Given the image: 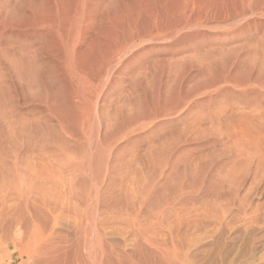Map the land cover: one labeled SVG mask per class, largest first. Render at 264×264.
<instances>
[{
	"label": "bare ground",
	"instance_id": "bare-ground-1",
	"mask_svg": "<svg viewBox=\"0 0 264 264\" xmlns=\"http://www.w3.org/2000/svg\"><path fill=\"white\" fill-rule=\"evenodd\" d=\"M262 251L264 0H0V264Z\"/></svg>",
	"mask_w": 264,
	"mask_h": 264
},
{
	"label": "rangeland",
	"instance_id": "rangeland-1",
	"mask_svg": "<svg viewBox=\"0 0 264 264\" xmlns=\"http://www.w3.org/2000/svg\"><path fill=\"white\" fill-rule=\"evenodd\" d=\"M262 252H264V251H262ZM259 255H261V253ZM20 263H21L20 260H15L12 264H20Z\"/></svg>",
	"mask_w": 264,
	"mask_h": 264
}]
</instances>
